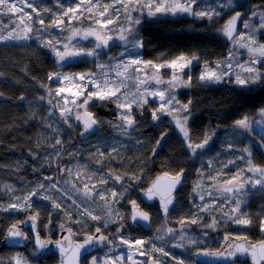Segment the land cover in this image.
I'll use <instances>...</instances> for the list:
<instances>
[{
  "label": "trees",
  "instance_id": "1",
  "mask_svg": "<svg viewBox=\"0 0 264 264\" xmlns=\"http://www.w3.org/2000/svg\"><path fill=\"white\" fill-rule=\"evenodd\" d=\"M31 2L41 10L46 22L52 17L50 13L43 11L44 8H52L56 12L64 10L56 7L57 0ZM60 2L67 7L73 0ZM224 2L226 3V0ZM199 3L202 7L217 6L218 0H199ZM244 9L249 14L253 9H264V0H233L230 7L218 8L221 14L214 16L211 21L194 17L142 18L141 23L137 25L136 36L143 41V48L136 52H126L122 43L112 42L108 48L98 50L97 58L80 57V60L62 68L55 64L56 58L52 52L47 47L40 46L37 37L47 39L51 33L62 38L68 34L67 31L59 32L55 28L37 31L41 29V25L36 23L29 40L0 42V207L17 202V198L22 200L33 190L34 185L41 182L49 185L67 177V169L71 163H75L85 168L86 172H99L101 177L107 178V184H99L101 189L124 193L123 200L118 205L119 212L125 208L123 204L126 199L135 198L136 190L144 187L155 173H174L183 169L186 177L169 219V228L175 230L174 234L167 235L164 224L155 216L153 225L156 230L159 229V237L163 239L153 235L148 240L144 239L150 242L143 246L144 250L150 251L154 244L163 247L172 257L184 260L186 264H195L190 256L197 249H217L223 235H246L253 242L264 239L259 224L260 219L264 217V193L256 189L249 188L248 195L244 197L247 202L243 207L252 216L253 221L248 227L225 223L226 217L218 211L205 213L199 209L201 204L211 203L213 200L219 207L225 196L216 193L212 186L230 179L239 169L246 167L247 155L239 151L240 149L250 148L253 162L264 165V140L261 139L264 136V128L253 123L252 131L244 134L233 127L234 122L244 115L253 120L259 119L257 114L264 108V83L245 89L226 80L222 85H202L198 81V75L206 61L214 64L215 61L226 59L231 43L224 40L220 29L228 17ZM25 11L31 12V9ZM123 17L121 11L119 19ZM14 20L15 17L10 13L0 12V35H7ZM89 23L88 19L83 18L74 21L77 27L87 26ZM240 29L242 32L243 28ZM79 43L92 47L95 42ZM180 53H195L199 56V60L193 62L189 71H185L190 72L191 86L182 87L180 94L173 93L183 103L191 101L189 112L179 114L189 117L188 129L191 139L201 142L205 133L212 134L208 149L199 156L192 155L187 148L183 135L172 124V115H163L153 124L152 111L157 105L150 98L143 108L133 105L132 115L136 123L134 128L126 130L122 127L124 122L118 116L121 109L117 108L115 103L93 100L90 110L98 119V123L96 129L85 139H82L78 132V121L76 124L70 116V124H65L58 108L55 107L59 98L54 95L55 84L48 77L60 69L69 74L96 72L97 63L110 62L115 65L135 56L145 61H157L158 58L171 59ZM109 71L114 77V72ZM132 75L135 77L137 74ZM127 83L129 88L126 91L134 92L135 81L129 80ZM49 88L52 95L49 94ZM164 135L165 142L154 159H151V152ZM58 138L62 142L61 145L56 144ZM228 145L233 147L229 150ZM101 152L104 153L103 156L100 155ZM238 156H244L245 160L236 159ZM229 160H234L235 163L224 167ZM60 169L65 171L61 173ZM110 171L112 176H109ZM117 175L124 177L121 183L115 182L113 177ZM244 175L247 177L251 173L245 172ZM45 176H52L54 179L44 180ZM133 176L137 179H133ZM210 176L216 177V181L209 179ZM197 184L202 187L196 188ZM130 187L132 191L126 192L125 189ZM59 189V192L49 190L46 194L57 199L67 212L82 220V224L69 221L64 211L53 209L49 200H42L38 196L32 198V214L38 209V220L44 225L60 227L64 223L78 235H84L85 231L94 232L98 222L86 215L80 216L81 208L77 209L72 203L73 199L65 196L66 191L61 187ZM209 191L211 196L208 195ZM200 195L204 196L203 201ZM113 205L114 203L111 204ZM231 206V200L224 204L225 210ZM192 213H198L202 220L182 228L180 219L191 217ZM28 216V211H17L13 217L0 211V240L8 226ZM213 217H218L219 221L215 231L203 227L212 223ZM181 234L203 242L189 246L187 241H180ZM178 242L184 247L173 248L172 244ZM116 248L118 246L112 243L111 252L115 253ZM17 252L20 251L0 249V261L3 264H14L13 256ZM23 253L30 264H40L27 253ZM162 259V264H175V260L169 257L164 256Z\"/></svg>",
  "mask_w": 264,
  "mask_h": 264
},
{
  "label": "snow or ice",
  "instance_id": "2",
  "mask_svg": "<svg viewBox=\"0 0 264 264\" xmlns=\"http://www.w3.org/2000/svg\"><path fill=\"white\" fill-rule=\"evenodd\" d=\"M233 0H218L217 6H201L199 0H73L71 4L65 7L60 0H57L56 7L63 8L62 12H56L52 8H44V12L51 14L50 21L46 22L43 19L41 10L31 2V0H0V12L3 14H11L15 17L13 21V27L8 31L7 35H0V42L9 40H24L27 41L31 38L33 32V25L38 23L41 25V29L37 31H43L45 29L55 28L59 32L67 31V35L62 38L55 37L51 33L47 39L40 40L41 47H47L56 58L57 64H62L69 60H75L80 57H93L99 56L100 49L108 48L109 42L114 39L113 32L118 33L115 39L122 42L126 52H136L143 48V41L136 36V29L133 25H139L141 20L139 17H133V12L143 13L146 10L149 18H154L159 15H188L198 19H208L211 21L214 16H219L221 13L218 10L228 8L232 5ZM119 6V7H117ZM25 9H31V12L25 11ZM121 11L124 18L127 21V26L117 23ZM35 14V16H33ZM257 12L253 11L251 16L243 21V28L245 31L237 32V22L241 20L243 14L239 11L235 15L231 16L223 27L220 29L221 34L232 44V48L229 49V55L223 62H216L215 65L205 62L204 67L200 73L199 81L202 85L218 84L221 83L225 77L235 76V84L240 88H249L250 85L264 83V72L256 68L255 65L261 63L264 59V43H259L255 32L264 30V13L259 14V26L250 24L252 18H256ZM88 19L90 23L87 26L77 27L74 21L81 19ZM68 27L65 28L64 26ZM116 25L115 27H110ZM98 26V27H97ZM79 41H94L92 47L81 45ZM234 49H246L249 54V58L245 63H237L235 66L239 68L240 72H232L233 63L235 59ZM123 55V53H122ZM111 59V58H110ZM199 56L195 53H180L175 57L168 59L142 60L138 56L129 58L126 62H118L115 65L109 63H97L96 72H85L78 74H61L51 73L48 79L56 80L59 82L60 87L55 90L54 95L59 98L57 105L60 112V117L65 124H70L69 117L75 115L76 121L81 123L84 128V132H88L93 129V126L98 123V119L91 112L90 107L93 106L91 102L93 100L98 101H110L115 103L117 108L121 109L118 113L119 118L124 122L123 129H131L135 126V119L132 115L133 105H138L143 108L148 103L146 97H159L158 107L152 111V119L158 120L157 113L172 115L175 121L176 128L184 137V142L187 148L193 155L198 153V150H202L212 139V134L205 133L201 142H194L189 133L187 115H179L181 112H189V105L191 101L185 104L177 99L173 94L175 89L179 86L190 87L192 77L190 72H185L186 69H190L194 61H198ZM141 66H143L141 68ZM264 66V65H262ZM229 71H224V68ZM162 69L170 70V78L165 81L162 75ZM114 72V77L110 74V71ZM132 73L137 75L133 77ZM187 76V80L184 77ZM135 81L134 92L126 91L129 88L128 81ZM155 82L157 87L152 88L149 85L151 82ZM231 82V79H229ZM167 83L168 88H160L159 85ZM143 86V87H142ZM49 94L52 95V91L48 89ZM23 99V97H21ZM60 101L63 103L61 104ZM51 103V101H49ZM177 113V115H173ZM259 119L253 120L248 115L242 116L234 122V127L242 129L244 131H252V125H256L264 128V108H261L258 112ZM81 133V135L84 134ZM163 139V136L161 137ZM264 140V136L261 137ZM61 140H56L57 145H61ZM160 141H157L159 145ZM232 145H228L229 150ZM116 151V149H113ZM239 151L244 152L247 155L245 161L246 167L239 169L235 175L226 181H220L216 184L215 190L222 195L227 194L221 201L219 207H217L215 200L211 203H203L199 206L200 212L208 213L210 211H218L222 216L226 217L225 223L231 222L232 224L248 227L252 224V216L244 209L243 205L246 204V197L250 189H256L261 193H264V165L255 164L252 160L251 149L245 147ZM101 156L104 153H100ZM236 159L245 160L244 156H238ZM234 160H229L224 167L230 164H234ZM61 173L65 169H60ZM69 175H71V169H67ZM251 173L250 176L245 177L244 173ZM222 174V173H221ZM87 176L89 181L92 180V175H88L87 172H77V176ZM109 176H112V172H109ZM183 177V169L179 172L164 173L163 176L157 177L153 181L152 186L149 187L145 195L148 200H153L155 197L160 198V206L162 211L167 215L169 213V206L173 205V192L177 186L181 183ZM116 183H121L123 176H114ZM133 179H137L135 176ZM52 176H45L44 180L52 181ZM209 179L216 181V177H209ZM66 183L69 181H65ZM107 179L100 178L98 183L103 185L107 184ZM59 181L45 185L39 183L33 186V190L28 192L22 200L17 198V202H11L6 207H0V211H28V219L32 223V231L35 233V246L36 250L42 251L48 247L51 243L50 240H42L37 232V221L40 217V212L37 209L35 214H32L34 204L32 202L33 197H39L42 200H49L53 209L64 211L65 216L69 221L82 224L83 221L75 218L71 213L67 212L63 205L58 202L57 199L47 195L49 190L60 191L58 188ZM73 187L75 185L73 184ZM196 188L202 187L197 184ZM195 190V188H194ZM109 193L111 199H109ZM83 195L85 199L93 200L95 197L105 201V206L108 209L107 216L109 220H106L103 227H108L109 222H116L111 220L114 215L111 209L112 203H118V198H122L124 193L116 190L107 189L99 190L95 183L89 187L88 183L83 186ZM212 195L211 191L208 193ZM201 201L204 200V196L200 195ZM232 201V206L225 210L224 204ZM73 205L77 209L81 208V205L73 200ZM132 221L149 222L150 216L146 211L141 210L139 204L135 200L131 201ZM264 211V209H262ZM51 216V213L49 214ZM80 216H88L93 221H100L101 217L94 214L87 209L82 210L79 213ZM119 218V213H115ZM202 220V217L198 213H192L191 217H182L179 221L181 227L184 228L188 224H197ZM26 221H18L13 224L8 231V238H19L27 240L28 236L20 230L19 225ZM218 217H213L212 223L205 224L203 227L216 230L218 224ZM51 223V220H49ZM260 231L264 233V217L259 221ZM121 225L117 228V233L120 232ZM62 230L67 231L68 235L62 237L61 240L55 242V246L59 249L61 255V264H81V257L83 253L87 252L89 248L107 243L109 247L112 246V242L109 241L108 236L105 235L101 227L97 226L95 232H84V238L82 241L74 239L78 235L71 227L62 223L60 225ZM159 231V229L157 230ZM174 229L167 228L166 234L171 236L174 234ZM232 234H226L224 237V243L216 250L210 249H197L195 255L212 257L214 259L230 260L237 256H247L251 258V264H264V239L258 244L248 241L246 235H234L232 239L237 241L236 243L229 242V237ZM163 239V237H158ZM121 245H126L129 249L126 257L117 255L110 257L107 254L103 258L92 256L88 264H125V260L129 264H140V262L133 259L134 255L139 254L141 256H147L146 264H161L154 256L149 255L148 251L144 250L143 246L149 241L143 239L129 240L124 237H118ZM180 241H187L189 246L202 243L190 236L181 234ZM173 248H182V243L172 244ZM151 252H158L163 256L169 257L175 260V264H186L182 259L172 257L163 247H157L152 245ZM85 259H87L85 257ZM0 264H3L0 261ZM15 264H28L27 260H22L21 257L15 258Z\"/></svg>",
  "mask_w": 264,
  "mask_h": 264
},
{
  "label": "rangeland",
  "instance_id": "3",
  "mask_svg": "<svg viewBox=\"0 0 264 264\" xmlns=\"http://www.w3.org/2000/svg\"><path fill=\"white\" fill-rule=\"evenodd\" d=\"M117 7H119V6H117ZM253 11L257 12L258 15H257L256 18H252L250 20V24L251 25H255L258 28L259 23H260V21H259V14L264 13V9H253ZM134 13H135L134 15L132 13L133 17H139L140 20L142 18L152 19V18H149L147 16L146 10L143 13H141L139 11L134 12ZM251 13L249 14V16H251ZM122 15H123V12H122ZM173 17H181L182 18V17H192V16H188V15H177V16H172V15H159V16L154 17V18H160L161 19V18H173ZM248 17H245V19H247ZM243 21L241 23V27L242 28H243ZM117 23H120V24H123V25L127 26V21L125 20L124 17L122 19H119V21ZM115 26L116 25H112L110 27H115ZM133 27L137 31V25H133ZM241 27H239V28H241ZM243 31H245L244 28H243ZM238 32H241V29ZM112 34L114 36V39L112 41H110L109 43H112V42H114V43L117 42L119 44L122 43L121 41L115 39V36L118 35V33L114 32ZM255 35H256V38H257V40H258L259 43H264V30L256 31L255 32ZM230 48H232V44H230ZM234 52H235V59L232 61V63H233V69L231 71L232 72H240L241 70L239 68H237L235 65L237 63H245L248 60V58H249V54L246 51V49H234ZM228 55H229V53H228ZM228 55H227V57H228ZM224 60L225 59H223L222 61H219V62H223ZM215 63H216V61H215ZM215 63L213 64V66L215 65ZM262 65H264V59L261 60V63L255 65V67L258 68V69H260L261 72H264V66H262ZM202 69H203V67L201 68V71H202ZM223 70L224 71H229V69H227L226 67ZM185 71H189V69H186ZM201 71H200V73H201ZM57 72L58 73H61V74H69V73L64 72L62 69L58 70ZM200 73L198 75V81H199ZM74 74H77V73H74ZM162 75H163L164 80L167 81L170 78V70L169 69H162ZM184 79H185V77H184ZM229 79H231V84L236 85L235 84V76L234 75H232L231 77H225L224 80L221 83L213 84V85H222L225 80L226 81H229ZM185 80H187V78ZM53 82L55 84L54 87H53V91H55L58 87H60V84L56 80H53ZM150 85H152V88L157 87V85L155 84L154 81L151 82ZM254 85H257V84H254ZM250 86H253V85H250ZM159 87L162 88V89L168 88V84L167 83H164V84L159 85ZM181 88H182V86L177 87L175 89V91H174V94L175 93L176 94H180L181 93ZM149 98L151 100H154L156 102L155 105H157V107H158V105L160 103L159 97H151V96L146 97V99H149ZM180 102H181V104H185L182 101H180ZM157 114H158L159 118H162V116L165 115V114H161V113H157ZM72 117H73L74 122H76V124H77V121L75 119V115L74 114L72 115ZM171 119H172L173 126L176 128L175 121L173 120V118H171ZM78 127H79V125H78ZM233 127H234V124H233ZM234 129H236L240 133H244V134H248L249 133V131H244L242 129H237L235 127H234ZM178 132L180 133L179 129H178ZM69 169H71V175H69V173H68L67 174V177H65V178H63L61 180H58L59 181V184L57 185L58 188L61 187V188H63L66 191L64 193L65 196H69V197H71V199L78 201V203H80V205H81V211L84 210V209H87L88 211H92L94 214L99 215L101 218H106V220H109V217L107 216L108 209L105 206V201L104 200L99 199L98 196L95 197L93 200H88V199H85V197L83 195V186H84L85 183H88L89 184V187H91V184L92 183H95L96 186H97V189H99V190L101 189V186H99V183H98V181H99L100 178H104L103 176L102 177L100 176L101 173H99V172H92V173L87 172L88 175H92L94 173V175L92 176V180L89 181L87 179V176L86 175L85 176H80V177L77 176V172L78 171H80V172L87 171L85 168L81 167L78 164L71 163L70 166H69ZM105 179H107V178H105ZM65 181H69V182L66 183ZM73 184L75 185V187H73ZM216 184H215V186H216ZM215 186H212L213 189H214V191L216 193H218L219 195H222L220 192H218V191L215 190ZM101 190H103V188ZM53 191H55V190H53ZM226 195L227 194H223L222 196H226ZM33 199H34V197H33ZM109 199H111L110 193H109ZM118 200H119L118 203H114V205L111 206V209L113 210V213H114V215L111 217V220H115L116 219L115 213L118 212V210H117L118 209V205H120V203L122 202L123 197L122 198H118ZM16 212L17 211H15V210L3 211V213H5V215H11L12 217L14 215H16ZM117 242L119 243V240H117ZM122 247L123 248L121 250H119L121 253L120 252L119 253L118 252L112 253L111 252V248H108L106 251H103L102 253H100L99 255H96V256L99 257V258H103L107 254L110 257H115L117 255L126 257L128 255L129 249H128V247L126 245H122ZM136 256H137V254L134 255V257H133L134 260H136L135 259ZM17 257H21L22 260H26L24 253L20 251V252L15 253V255L13 256V262H14V264H15V258H17ZM136 261L139 262V260H136ZM28 264H30V263L28 262ZM125 264H129V262L127 260H125Z\"/></svg>",
  "mask_w": 264,
  "mask_h": 264
},
{
  "label": "flooded vegetation",
  "instance_id": "4",
  "mask_svg": "<svg viewBox=\"0 0 264 264\" xmlns=\"http://www.w3.org/2000/svg\"><path fill=\"white\" fill-rule=\"evenodd\" d=\"M77 60H80V58H78ZM72 63H74V62L64 63V64H62L61 66H58V67L62 68V67H65L67 65H71ZM152 121H153V124L156 123V120H155V123H154V120L153 119H152ZM188 122H189V119H188ZM77 128H78V132L80 134L82 132H84V130H83L82 127H80V128L77 127ZM176 130L178 131V129H176ZM91 133L84 132V134L81 135L82 139H85ZM152 152H151V159H154L153 156H152V154H153ZM201 153H203V152H199L196 155L199 156V154H201ZM161 174H163V172L162 173H155L151 178H149L150 180L144 185V187H142L140 189H137L136 190V194L134 196L135 198H133V199H126V202L123 204L125 206V208L123 207V209H122L123 211H119L118 212L119 213V218L116 217V219H115L116 222H113L112 224H109L108 223V227L105 228V227H103V225H104V223L106 221L105 220L106 218H101L100 221H96V222H98L97 223L98 224L97 226L101 227L102 232L105 235L108 236L109 241H111L116 246H118V248H116V252L119 253L120 252L119 250H121L123 248L122 245L117 242V240H119L118 237H121L122 236L124 238L129 239V240H136V239H143V240L145 239V240H148V239H150L152 237V235H153V237H159L161 235V233H159L155 229V226L153 225L154 222L152 221L155 216H157L158 219H159V221H161V223L164 224V227L166 229L169 228V225H170V220L169 219H170L171 213L169 214V217L166 220H162L160 218L159 211H158V206L155 204V201L151 202L149 205H146L138 197V194L143 189L146 188V186L152 181V179L156 175H161ZM125 190H126V192H131L132 191V188L131 187L130 188H126ZM181 190H182V188H181ZM178 193H179V191L176 194V199H177ZM133 200H135L137 202V204H139L141 210L146 211V212L149 213V216H150V230H149V232L143 231L142 228L137 223H134L133 225L130 224L129 221H130V214H131V212H129V211H130L131 201H133ZM121 212H122V214H121ZM26 219H28V218L23 217L21 220L26 221ZM51 225L52 224H50V225L45 224L44 225L40 220L37 221V232L39 233V235H40V237H41L42 240H50L51 242H53V241H55L57 239V237H58L57 235L61 231H63L60 227H58V226L51 227ZM121 225H123V227H121L120 228V232L117 233L116 230ZM166 229L164 231H166ZM24 232L29 237V239H31L32 234L29 231V229L25 230ZM94 232H95V230H94ZM223 236L221 237V242H222ZM83 238H84V235H77V236L74 237V239L77 240V241L82 240ZM108 248H111V247H109L108 244H107L106 247L103 248L100 252L95 253L93 255H90L87 259L82 260L81 261V264H85V263L88 264V261L91 259L92 256L99 255L103 251H106ZM34 250H35V248L33 247L32 242H31L30 243V246L27 247V249L24 252L27 253L29 256H31L33 259H35L37 262H40V264H57L58 263V259L54 256V254L51 251L50 252L47 251L41 257H35ZM148 254L154 256L162 264V262H163V259L162 258L164 257L163 255H161L158 252L151 253L150 251H148ZM135 259L136 260H139L140 264H146V262H147V256L146 255L145 256H141V255L137 254V256H136ZM194 263L195 264H198L196 262H194ZM236 264H241V263H236Z\"/></svg>",
  "mask_w": 264,
  "mask_h": 264
},
{
  "label": "water",
  "instance_id": "5",
  "mask_svg": "<svg viewBox=\"0 0 264 264\" xmlns=\"http://www.w3.org/2000/svg\"><path fill=\"white\" fill-rule=\"evenodd\" d=\"M239 12H241V13L243 14V16L241 17V20L237 22V32H238L239 29H240L239 27H241V23H242V21L245 19V17H248V16H249V13H248L245 9H244L243 11H239ZM235 13H236V12H235ZM235 13L232 14L231 16L235 15ZM231 16L228 17V19L231 18ZM228 19H227V20H228ZM227 20H226V21H227ZM226 21H225V22H226ZM224 24H225V23H224ZM224 24H223V25H224ZM222 27H223V26H222ZM222 36H223V35H222ZM223 38H224V40H225L227 43H230V42H229L224 36H223ZM77 59H78V58H77ZM77 59H75V60H69V61H66V62H64V63L75 62ZM64 63H62V64H64ZM55 64H56L57 66H61V65H62V64H57L56 61H55ZM154 123H155V121H154ZM78 125H79V127H82V128H83V125H82L81 123L78 122ZM95 129H96V125H94V126H93V129L89 130V131L86 132V133H91V132L94 131ZM83 130H84V128H83ZM165 140H166V135L163 136V139H160V143H159V145H156L155 149L153 150V152H152V153H153V154H152L153 158L158 154V152H159V150L161 149V147H162L163 143L165 142ZM208 146H209V144H207V145L205 146L204 149H202V150H198V153H199V152H205V151L207 150ZM163 174H164V173H163ZM163 174H161V175H156V176L152 179V181L146 186V188L143 189V190L138 194V197H139V199H141L142 202H143L144 204H146V205H149L151 202L155 201V204L158 206V211H159L160 218H161L162 220H166V219L169 217V214L172 212V209H174V207H175V203H176V194H177L178 191L181 190V187H183V182H184L185 177H186V172L183 171L182 181H181V183L177 186V188L175 189V191L173 192V198H174V200H173V205L169 206V213H168L167 215H165V213H164V212L162 211V209H161V206H160V198H159L158 196L155 197L153 200H148L147 197H146V195H145L146 190H147L149 187L152 186L153 181H155L157 177L163 176ZM129 212L132 213V205H130V211H129ZM19 221H20V220H19ZM17 222H18V221H15V222L12 223L10 226H8V228H7L6 231L4 232V234H3V236H2V238H1V240H0V249H1V250H4V249H14V250H18V251H22V252H24V251L27 249V247L30 246V243L32 242V245H33V247L35 248V250H34V255H35V257H41V256L44 255L47 251H49V252L51 251V252L54 254V256L58 259V263H57V264H61V255H60L59 249H57L56 246H55V242L58 241V240H61L62 237L67 236V235H68L67 231H65V230L61 231V232L57 235V236H58L57 239H56L55 241L51 242V243L48 245L47 248H45V249L42 250V251H38V250H36V246H35V235H36V234L33 233V231H32V223H31V221H30L29 219H26V222L23 223V224H20L19 227H20V230L23 231V232H24L25 230L29 229V231H30L31 234H32L31 239H29V237H28L27 240L19 239V238H12V239H9V238H8V231H9V229L11 228V226H12L13 224H15V223H17ZM129 222H130L131 225H133L134 223H137V224L142 228V230L145 231V232H149V230H150V220H149V222H147V223H145V222H143V221H139V220H137V221L134 222V221H132V219H131V214H130V221H129ZM24 233H25V232H24ZM232 236H233V235H232ZM232 236L229 237V242H231V243H236L237 241L233 240V239H232ZM224 237H225V235H224L223 238H222V242H221V244L224 243ZM82 240H83V239H82ZM82 240H79V241H82ZM248 241H250V242H252V243H257V244L260 242V241H259V242H253V241L250 240V239H248ZM221 244H220V245H221ZM106 245H107V243H104V244L95 245V246L89 248L87 252L83 253V255H82V257H81V261L84 260L85 257L88 258L90 255H93V254H95V253L100 252L103 248L106 247ZM220 245H219V247H220ZM219 247H218V248H219ZM218 248H217V249H218ZM215 250H216V249H215ZM190 258H191L194 262H196V263H198V264H236V263H241V264H251V258H250V257H247V256H237V257H234V258H232V259H230V260H221V259H214V258H212V257L197 256V255H195V253H193V254L190 256Z\"/></svg>",
  "mask_w": 264,
  "mask_h": 264
}]
</instances>
